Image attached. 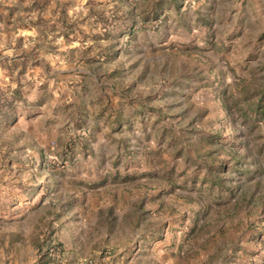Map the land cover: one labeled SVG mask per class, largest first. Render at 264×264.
<instances>
[{"label": "rangeland", "instance_id": "rangeland-1", "mask_svg": "<svg viewBox=\"0 0 264 264\" xmlns=\"http://www.w3.org/2000/svg\"><path fill=\"white\" fill-rule=\"evenodd\" d=\"M0 264H264V0H0Z\"/></svg>", "mask_w": 264, "mask_h": 264}]
</instances>
